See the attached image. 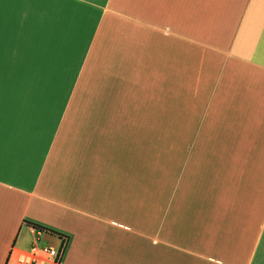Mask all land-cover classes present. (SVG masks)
<instances>
[{
    "label": "crops",
    "instance_id": "crops-1",
    "mask_svg": "<svg viewBox=\"0 0 264 264\" xmlns=\"http://www.w3.org/2000/svg\"><path fill=\"white\" fill-rule=\"evenodd\" d=\"M0 5V264H264V0Z\"/></svg>",
    "mask_w": 264,
    "mask_h": 264
},
{
    "label": "built area",
    "instance_id": "built-area-1",
    "mask_svg": "<svg viewBox=\"0 0 264 264\" xmlns=\"http://www.w3.org/2000/svg\"><path fill=\"white\" fill-rule=\"evenodd\" d=\"M30 230L34 235V239L30 246L24 251H11L8 259L14 264H42L47 260L53 264L58 263L63 251L64 241L61 240L58 248L39 247L37 238L40 237L43 231L37 227H31Z\"/></svg>",
    "mask_w": 264,
    "mask_h": 264
},
{
    "label": "rangeland",
    "instance_id": "rangeland-1",
    "mask_svg": "<svg viewBox=\"0 0 264 264\" xmlns=\"http://www.w3.org/2000/svg\"><path fill=\"white\" fill-rule=\"evenodd\" d=\"M53 247H55V243L53 242V244H51Z\"/></svg>",
    "mask_w": 264,
    "mask_h": 264
},
{
    "label": "snow or ice",
    "instance_id": "snow-or-ice-1",
    "mask_svg": "<svg viewBox=\"0 0 264 264\" xmlns=\"http://www.w3.org/2000/svg\"><path fill=\"white\" fill-rule=\"evenodd\" d=\"M0 7H2V5H0Z\"/></svg>",
    "mask_w": 264,
    "mask_h": 264
}]
</instances>
